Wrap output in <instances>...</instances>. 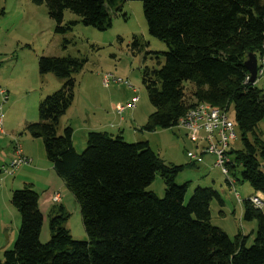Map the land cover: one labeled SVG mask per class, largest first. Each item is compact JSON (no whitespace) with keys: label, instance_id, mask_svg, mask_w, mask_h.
I'll list each match as a JSON object with an SVG mask.
<instances>
[{"label":"trees","instance_id":"1","mask_svg":"<svg viewBox=\"0 0 264 264\" xmlns=\"http://www.w3.org/2000/svg\"><path fill=\"white\" fill-rule=\"evenodd\" d=\"M30 1L44 3L55 30L62 32L64 10L104 30L111 25L110 10H119L125 0ZM140 1L149 34L167 46L160 67L145 70L142 78L155 108L144 128L174 126L199 102L226 111L231 107L243 148L235 151L228 173L235 176V164L241 165V178L264 197V140L255 132L264 117V92L245 80L243 65L246 55L257 56L264 44V0ZM83 63L69 56L39 57V72H53L62 85L39 102L38 121L25 128L42 139L53 170L78 203L87 240L73 239L63 226L67 212L62 203L53 202L42 212L38 193L28 184L11 192L20 224L0 264H264V203L257 208L248 198L243 201V218L257 219L253 242L246 246L245 238L232 240L210 223L211 201L221 203L218 192L196 187L185 201L187 184L174 182L182 166L165 164L147 141L127 142L121 134L91 130L78 153L71 127L57 133L59 118L73 99L72 74ZM186 81L194 85L195 101L188 104ZM156 173L165 184L161 197L146 190ZM44 220L50 237L42 243Z\"/></svg>","mask_w":264,"mask_h":264},{"label":"rangeland","instance_id":"2","mask_svg":"<svg viewBox=\"0 0 264 264\" xmlns=\"http://www.w3.org/2000/svg\"><path fill=\"white\" fill-rule=\"evenodd\" d=\"M119 7V10H110L111 25L104 30L82 24L79 15L66 9L62 19L65 28L57 32L56 23L48 15L44 3L0 0V86L8 90V99L1 110L4 133L0 134V258L4 250L13 247L20 224L19 213L10 202L11 192L28 184L39 198L45 190H52L43 202L53 203L51 194L59 192L57 203H62L67 212L63 226L73 239L87 240L78 203L53 170L42 139L31 136L25 128L27 123L38 121L39 102L62 85V80L53 72H39L40 56L84 59L80 70L72 74L73 99L57 125L58 134L67 126L72 128V146L76 152L80 153L86 147V134L91 130L106 131L112 136L121 134L127 142L147 141L165 164L182 166L174 182L187 184L185 201L196 187L216 190L221 203L215 199L211 201L210 223L232 240L236 236L245 238L246 246L253 242L257 219L243 218V201L255 192L241 178V165L235 164V176L228 173L233 180L231 185L220 168L214 166L213 154L204 153L203 161L198 163L187 156L188 151L198 153L206 144L203 133H200V139L192 140L184 128L176 125L153 130L144 128L155 108L142 78L145 70L160 67L161 53L167 46L149 34L140 0H125ZM104 75H108L106 83ZM253 84L264 92V75ZM183 85L184 101L187 104L194 102L193 83L186 81ZM133 98L136 104L132 110L117 111L116 103L125 105ZM227 115L233 121L231 107ZM255 132L264 140V117L256 124ZM234 133L236 138L230 140L227 147L233 162L235 151L243 148L236 126ZM247 137L251 139L252 134ZM15 143H19L23 154L31 160L8 174L3 168L14 156ZM164 187L163 178L156 173L146 190L161 197ZM49 237L48 222L44 220L39 240L45 243Z\"/></svg>","mask_w":264,"mask_h":264},{"label":"built area","instance_id":"3","mask_svg":"<svg viewBox=\"0 0 264 264\" xmlns=\"http://www.w3.org/2000/svg\"><path fill=\"white\" fill-rule=\"evenodd\" d=\"M260 62H264V44L261 52L256 56V79L264 75V69H260ZM108 75H104L103 81L106 83ZM255 79V80H256ZM116 81V79H113ZM249 81V74L245 77ZM8 95L5 88L0 86V134H3L2 127V105L7 101ZM136 99H132L125 105L116 103L118 112L124 109H133L135 107ZM176 126L182 127L186 130L188 136L192 140L200 139V133H203V140L205 145L201 147L198 153L188 151L186 154L193 162L198 163L203 161V154L208 152L215 156L214 166L219 167L224 175H228V167L230 159L226 153V149L230 140L236 138L234 133V122L229 118L226 112L211 113V108H206V102H199L190 107V113L184 120H177ZM15 155L11 158L6 167L3 168L5 173L11 174L13 169L20 164L29 163L30 159L22 153L19 143H15ZM249 201L254 207L261 208L264 203L262 194L255 193L249 196ZM51 200L57 202L60 200L59 192L51 194Z\"/></svg>","mask_w":264,"mask_h":264},{"label":"water","instance_id":"4","mask_svg":"<svg viewBox=\"0 0 264 264\" xmlns=\"http://www.w3.org/2000/svg\"><path fill=\"white\" fill-rule=\"evenodd\" d=\"M243 65L249 74V82L254 83L256 79V56L253 53H248Z\"/></svg>","mask_w":264,"mask_h":264},{"label":"bare ground","instance_id":"5","mask_svg":"<svg viewBox=\"0 0 264 264\" xmlns=\"http://www.w3.org/2000/svg\"><path fill=\"white\" fill-rule=\"evenodd\" d=\"M260 69H264V62H260ZM206 108H211V113H218V112H226L225 109L217 108L214 106H211L206 102ZM190 113V108H188L183 115H181L177 120H184L188 117ZM229 184L233 185V180L228 177V175H225Z\"/></svg>","mask_w":264,"mask_h":264},{"label":"crops","instance_id":"6","mask_svg":"<svg viewBox=\"0 0 264 264\" xmlns=\"http://www.w3.org/2000/svg\"><path fill=\"white\" fill-rule=\"evenodd\" d=\"M8 85L6 84V86L5 87H7ZM4 88V87H3ZM6 89V88H5ZM6 91H8L7 89H6ZM4 131V130H3ZM23 153V152H22ZM14 155H15V152H14ZM26 156V155H25ZM28 157V156H27ZM29 158V157H28ZM31 160V159H30ZM52 191V190H51ZM51 191H44L42 194V197L41 198H39V207H40V210L42 211V212H44V211H46L49 207H51L52 206V203L50 202H43L44 201V198L51 192ZM54 191V190H53ZM256 193H259V194H261L260 192H256Z\"/></svg>","mask_w":264,"mask_h":264}]
</instances>
